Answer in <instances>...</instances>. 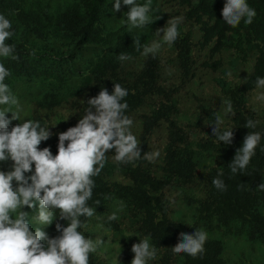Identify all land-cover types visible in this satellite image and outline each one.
<instances>
[{
  "label": "trees",
  "instance_id": "obj_1",
  "mask_svg": "<svg viewBox=\"0 0 264 264\" xmlns=\"http://www.w3.org/2000/svg\"><path fill=\"white\" fill-rule=\"evenodd\" d=\"M162 27L174 82L150 51ZM255 48L250 74L223 90L231 127L204 106L205 130L201 119L183 124L178 95L198 68ZM263 82L264 0H0V264H103L83 231L99 216L121 232L114 201L138 233L119 264H226L223 243L202 230L233 222L264 243V111L249 100ZM57 112L66 117L55 123ZM191 128L205 136L194 143ZM200 153L216 165L188 227L169 218L165 194L194 184Z\"/></svg>",
  "mask_w": 264,
  "mask_h": 264
},
{
  "label": "rangeland",
  "instance_id": "obj_2",
  "mask_svg": "<svg viewBox=\"0 0 264 264\" xmlns=\"http://www.w3.org/2000/svg\"><path fill=\"white\" fill-rule=\"evenodd\" d=\"M177 20V18L175 19ZM194 31L198 30V25L191 27ZM170 31L166 27L161 28V35L158 39L156 48L150 51L160 54L165 77L174 82L176 74V62L172 47L168 44ZM258 56V50L252 49L246 56L243 54L238 57L234 50H224L215 56L214 60H222L224 65L217 71L212 69L198 68L196 84L182 89L178 95L181 109V121L185 125L192 126L198 119H201V129L205 130L206 123L200 118L202 106L213 108L218 113L219 125L222 128L231 127L232 111L225 105L224 89H230L242 83L250 74L252 67ZM22 98H30L29 92H22ZM250 105L258 113L264 111V82L249 95ZM142 113V112H141ZM66 115L62 112L55 113L54 120L64 119ZM80 120L81 115H76ZM195 133L193 142H197L205 136L202 130L191 128ZM166 143L165 127L158 135L155 142V153L151 161L155 166L162 164L164 156L163 148ZM195 149L198 150L195 146ZM201 170L194 184L182 186L178 183L165 197L170 203L169 218L175 222L191 227L197 216V205L195 199H200L206 194L207 173L216 165L214 159L208 155L200 153ZM121 182L125 181L122 177L115 178ZM189 199V201H188ZM192 202H191V200ZM111 214L115 217H125L121 232H113L102 226L103 217L96 216L94 220L83 231L87 236V245L104 259L103 264H119L121 249L124 243L130 238L138 237L135 228L131 224V218L125 209L123 202L114 201L111 203ZM264 214V208L260 209ZM208 231V232H207ZM202 230L203 234L213 240H218L224 245L223 258L226 264H264V243L261 241H251L248 237L247 228L239 222H233L230 227L215 228L213 230ZM137 264H152L150 257L137 260Z\"/></svg>",
  "mask_w": 264,
  "mask_h": 264
}]
</instances>
